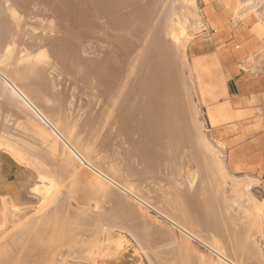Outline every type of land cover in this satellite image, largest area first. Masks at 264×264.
Returning a JSON list of instances; mask_svg holds the SVG:
<instances>
[{"label": "bare ground", "instance_id": "bare-ground-1", "mask_svg": "<svg viewBox=\"0 0 264 264\" xmlns=\"http://www.w3.org/2000/svg\"><path fill=\"white\" fill-rule=\"evenodd\" d=\"M216 1L264 18V0ZM201 21L197 0H0V153L38 199L0 197V264L96 263L125 241L147 264H264V200L191 96Z\"/></svg>", "mask_w": 264, "mask_h": 264}, {"label": "rangeland", "instance_id": "rangeland-1", "mask_svg": "<svg viewBox=\"0 0 264 264\" xmlns=\"http://www.w3.org/2000/svg\"><path fill=\"white\" fill-rule=\"evenodd\" d=\"M212 5L211 16L215 19L207 15L203 0H197L203 36L188 44L185 55L193 85L191 96L198 105L205 133L222 146L228 174L233 178L254 180L250 193L256 201L262 202L264 18L252 15L248 19L237 17L234 22L226 2L214 0ZM209 113L221 116L214 125L209 122ZM5 156L0 153V197L12 198L19 207L36 206L38 199L30 191L36 180L34 174L11 158L10 162H5ZM237 166L242 168L237 170ZM121 246L123 249L120 247L118 252L110 249L102 259L95 260L96 263L84 264H147L145 259L140 262L132 245L125 241Z\"/></svg>", "mask_w": 264, "mask_h": 264}]
</instances>
